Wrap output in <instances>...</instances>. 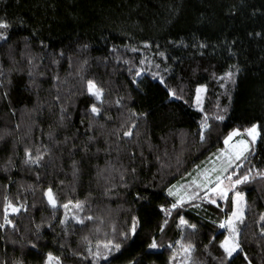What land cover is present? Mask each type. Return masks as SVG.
Masks as SVG:
<instances>
[{
  "label": "trees",
  "instance_id": "obj_1",
  "mask_svg": "<svg viewBox=\"0 0 264 264\" xmlns=\"http://www.w3.org/2000/svg\"><path fill=\"white\" fill-rule=\"evenodd\" d=\"M0 17L12 25L0 40V224L6 199L26 208L0 228V264H45L49 252L97 264L110 240L121 249L98 264H229L220 224L234 190L245 212L230 264H264V0H0ZM232 65L235 84L219 80ZM254 123L257 142L222 175L248 179L212 203L203 163Z\"/></svg>",
  "mask_w": 264,
  "mask_h": 264
},
{
  "label": "snow or ice",
  "instance_id": "obj_2",
  "mask_svg": "<svg viewBox=\"0 0 264 264\" xmlns=\"http://www.w3.org/2000/svg\"><path fill=\"white\" fill-rule=\"evenodd\" d=\"M11 26H12L11 22L6 17H0V40H7L8 39V30L11 28ZM250 35H251V33H250ZM255 35L260 36L261 33L257 32V33H255ZM180 44L185 46V47H188V45H184L183 41H180ZM191 47L196 48L198 50H201V49H206L208 47V45L206 42L197 41V42L193 43L191 45ZM200 54L203 55L204 53L201 51ZM160 55L164 56V53L161 52ZM231 69H235V71H233ZM166 71H167V69H166ZM239 71H240V69L238 66L232 65V66H230V70L226 71L224 73V75L222 77H219L218 79L221 81H230L232 84H235V76ZM140 74L141 73L139 71L135 73L136 76H139ZM158 75H159L158 73L154 74V76H158ZM160 82L162 84L165 83L163 77H160ZM223 86H224V84L221 83V87H223ZM93 87H94L93 82L88 81L89 92H92ZM165 87L167 88L166 84H165ZM205 89H206V86H204V85H199L196 88L195 103L198 107L201 104L200 93L202 91H205ZM168 91H169L170 97H175L176 99H182V97L179 96L175 90L169 88ZM93 94L97 97V99H100L101 94H102V90L97 89ZM6 95H7V93H5V96ZM200 110L203 111V108H201ZM90 111L93 114H98L100 112V109H98L93 104L90 106ZM224 111H226V109ZM207 119H208V117H207V115H205L204 119L201 121L200 133H199L201 140L205 139L204 129L210 128V125H208V123H207ZM215 119L223 121L225 119V117H224V115L217 114ZM257 128H258L257 124H252V126L250 128L244 129V131L248 134V136H250L252 138V142H255V140L257 138V135H258ZM238 133H239V129H234L232 132L229 133L228 137L225 138L224 143L227 145L229 140H231V138L233 136H236ZM124 135L130 136L131 132H125ZM238 145H239V148L235 151V153H228V163L225 165L224 168L221 169V173H227L228 169L232 166V164H234L236 161H238L242 157H244V153L249 150V144L245 140L238 141ZM26 155L29 158V160L26 162L30 161L31 163L39 164L40 160L42 159V156H37L35 159H33L31 156V153L28 152L27 150H26ZM244 158L246 159V157H244ZM239 167H240V165L236 164V168H239ZM133 171H134V169H133ZM233 175H236L235 169H233L232 174L224 176L225 179H228L230 181V184L233 188L236 185L241 184L242 182H244L245 180L248 179L247 175H242V176L238 175V176H236L235 179H233L232 178ZM208 183L210 184V183H212V181L209 179ZM221 184H222L221 176L217 175L216 180H215V188L211 189V191H218L220 198L225 199L226 195H227V190H226V187H221ZM204 186L207 187V184ZM168 194L170 196L173 195V192L171 191V189H169ZM45 195L47 196L49 204L52 205L53 208H55L56 207V200L53 196L52 189L49 188L46 191ZM193 195H195V193H193ZM205 195H207V192L205 193ZM241 195L242 194L240 192H236V198L241 197ZM212 203H216V201L213 200ZM182 204H183L182 200H177L175 203H173L171 205V208L176 209L178 207V205L182 206ZM64 207L67 208L68 205L65 204ZM76 207L77 208L82 207L80 202H77ZM161 207H163V206H161ZM21 208H24V205H19V206L13 205L11 202L7 201V199H6V202L4 205V210H3L4 211V223L0 224V228H3L6 224L12 225L13 227H15V225H13L12 220L9 219V210H11L12 213H18L21 210ZM24 210L26 211V208H24ZM74 219H77L80 224L84 223L83 219H79L78 217H74ZM87 219H92V218L87 217ZM234 220H239L240 222H243L242 210H240L239 208H237V210L232 212L231 217L228 220H226L220 224L221 228L227 227V229H228V235L225 236L222 241H220V247L223 249V252L226 254V257L229 258V264H230L231 259H234V253L238 254V250L241 249V244L237 238L239 235V230L237 229V227L233 223ZM261 220H264V215L261 216ZM60 222H61V224L65 223L64 220H61ZM180 222H181V224H188V221H186L183 216L180 217ZM137 223H138L137 218L133 217L132 218V224H131V227L129 229V231L132 234L136 233ZM165 223H167V221H165ZM188 226L191 227L192 229H196L195 224H188ZM37 227H39V226H37ZM161 231H163V226H161ZM262 231H264V229H262ZM123 235L125 238L128 237L127 232L123 233ZM213 239H215V237H213ZM157 247H158L157 241L155 240V238H153L152 242L148 244V248L149 249H155ZM194 247L195 246L192 244H188V245L181 244V248L184 250V252L186 254H188L190 251H192L194 249ZM103 248L105 249V251H100L99 245H98L97 251L91 253L92 256L94 258H96L97 264H98V261L100 258L107 260L108 255L111 253L112 249L119 251L121 249V243H113V241L110 240L103 245ZM89 251L91 252V249H89ZM244 258L247 260L248 259L247 255H245ZM18 264H19V262H18ZM45 264H62V261H61V258L59 256H54L53 253L49 252L47 254ZM248 264H251V261H248Z\"/></svg>",
  "mask_w": 264,
  "mask_h": 264
},
{
  "label": "rangeland",
  "instance_id": "obj_3",
  "mask_svg": "<svg viewBox=\"0 0 264 264\" xmlns=\"http://www.w3.org/2000/svg\"><path fill=\"white\" fill-rule=\"evenodd\" d=\"M97 89L95 87H93V90L91 93H94ZM195 96H196V92L194 95V100L192 102V105L196 108L201 107L202 104V99L204 96V91H202L200 93L201 96V104L198 107L195 103ZM256 124V123H254ZM252 125H250L248 128H250ZM258 131V135L257 138L255 140V142H252V138L250 136H248V134L243 130H239V133L236 136H233L231 138V140H229L228 144L226 145L224 143V146L221 150L218 151V153H216L211 159H209L208 162H204L203 163V178H205V180L208 182V180L210 179L214 184L211 187L207 188V195L209 197V199L211 200H218L221 199L219 196L218 191H211V189L215 188V180H216V176L220 175L221 176V180H222V184L221 187H226L227 193L229 190L234 189L231 184L230 181L228 179L223 178V173H221V169L225 167V165L228 163V153H235V151L239 148L238 145V141L240 140H245L248 142L249 144V148L254 145L258 138H259V130L257 128ZM233 178V177H232ZM207 182H202V180L199 183L202 184H207ZM236 192H240L242 195L239 198H236ZM231 201H232V208L230 213L227 215V217L223 220L226 221L231 217V214L233 211L237 210V208H239L240 210H242V214L244 216V212H245V192H241V191H233L231 194ZM240 221L239 220H234L233 223L235 224V226L238 229V223ZM226 230V234L225 236L228 235V229L227 227L224 228ZM224 236V237H225ZM224 239V238H223Z\"/></svg>",
  "mask_w": 264,
  "mask_h": 264
}]
</instances>
